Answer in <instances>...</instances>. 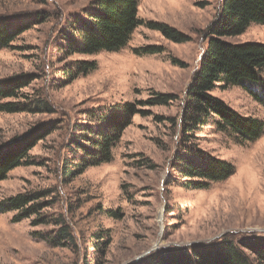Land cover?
Segmentation results:
<instances>
[{"label":"rangeland","instance_id":"rangeland-1","mask_svg":"<svg viewBox=\"0 0 264 264\" xmlns=\"http://www.w3.org/2000/svg\"><path fill=\"white\" fill-rule=\"evenodd\" d=\"M91 1L0 0V16L31 20L24 33L0 49V80L33 75L19 98L7 100L26 103L29 111H0V144L17 137L40 138L24 164L0 182V202L45 192L41 202L47 206L41 214L48 221L34 225L36 217L17 221L22 210L0 212V264H129L156 251L224 235L235 240L264 237V131L253 141L212 123L194 133L192 143L234 164V174L223 181L194 188L180 178L176 166L186 144L181 139L186 92L222 0H139L145 24L126 47L62 56L61 28ZM149 22L167 24L186 41L168 39L149 28ZM225 40L264 43V24L252 23ZM147 46L161 52L138 53ZM77 60L94 61L96 67L66 82L63 67ZM163 93L170 96L168 104L148 103ZM212 95L244 117L264 122V104L243 86L216 87ZM128 102L142 112L123 131L112 159L65 178L71 161L82 155L77 146L89 143L88 134L77 129L85 127L88 111ZM30 104L50 109L34 113ZM62 228L73 236L57 240L65 246L42 238L51 234L56 242Z\"/></svg>","mask_w":264,"mask_h":264},{"label":"trees","instance_id":"trees-1","mask_svg":"<svg viewBox=\"0 0 264 264\" xmlns=\"http://www.w3.org/2000/svg\"><path fill=\"white\" fill-rule=\"evenodd\" d=\"M252 23L264 24V0H222L218 18L209 27V41L199 67L187 89L181 119V139L186 144L177 156L176 166L180 178L194 188L202 189L210 182L223 181L235 172L232 162L210 155L191 142L198 129L210 123L217 124L220 130L231 131L244 141L256 140L264 131L262 120L244 117L222 99L212 95L216 87L241 85L264 104V43H234L225 40L227 36L242 34ZM143 24L145 22L139 16V0H92L81 12L66 20L60 30L59 51L67 57L76 54L93 55L101 51L116 52L126 47L133 32ZM30 25L29 18L24 20L23 17L0 16V49L9 47ZM147 26L159 30L173 41H186L183 34L167 24L149 22ZM158 52H161L158 46H147L138 51L151 54ZM68 64L63 67L64 73L61 76L66 82L96 67L94 61L86 60ZM32 79L33 75H20L0 80V111H29L26 103L7 100L19 98L21 91L31 84ZM252 86H259L262 91ZM169 99V94L163 93L148 103L165 105ZM30 105L34 113L50 109L43 104ZM136 105L131 102L115 103L98 112L88 111L85 127L77 129L88 134L89 143L81 142L77 146L82 155L71 161L65 178L112 159L113 148L123 131L132 122V118L142 112ZM38 140L39 137H17L0 144V182L7 178L10 171L24 164L28 152ZM46 196L45 192H35L10 197L0 202V212L22 210L24 212L17 221L36 217L34 225L45 224L48 221L41 211L47 205L41 200ZM56 223L62 224V220ZM58 234L56 242L51 234L42 235V238L54 246L66 245L57 240L73 239L68 228H62ZM251 253L257 257L253 259ZM129 264H264V237L235 240L230 235H224L209 243L156 251Z\"/></svg>","mask_w":264,"mask_h":264},{"label":"water","instance_id":"water-1","mask_svg":"<svg viewBox=\"0 0 264 264\" xmlns=\"http://www.w3.org/2000/svg\"><path fill=\"white\" fill-rule=\"evenodd\" d=\"M145 254H146V253H145ZM141 257H142V256H139L138 259L141 258Z\"/></svg>","mask_w":264,"mask_h":264}]
</instances>
